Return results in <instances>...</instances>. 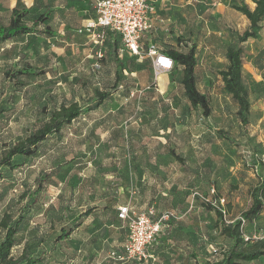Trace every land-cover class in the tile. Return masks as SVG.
<instances>
[{
    "label": "rangeland",
    "instance_id": "374dc122",
    "mask_svg": "<svg viewBox=\"0 0 264 264\" xmlns=\"http://www.w3.org/2000/svg\"><path fill=\"white\" fill-rule=\"evenodd\" d=\"M205 3L221 13L223 20L210 18L208 10L199 24L202 30L191 42L204 48L209 44L205 35L210 27L223 29L225 22L230 27L226 34L233 43V34L242 32L247 27L245 23L248 24L242 15L230 10L235 1ZM87 4L85 0H0V25L8 24L13 8H26L27 24L47 13L48 20L38 28L42 32L48 26L54 34L27 35L0 46V157L33 132L46 111L61 104L86 105L95 91L109 93L97 110L80 116L58 134L48 137L35 155L15 158L14 163L20 166L0 168L3 176L0 219L4 213L16 217L23 209L29 210L11 254L18 257L25 248L34 255L44 256L42 264H169L172 260L169 248L160 238L148 247L150 253L156 242L163 244L158 248L162 251H156L158 257L151 255L154 260L149 257L142 262L121 263L111 259L112 252H122L128 235L127 225L117 221V207L133 206L137 196L130 188L133 179L128 168L130 154L146 151L144 147L149 141L148 151L153 152V148L157 151L158 146H153V142H157L159 128L158 123L150 120L154 114H138L127 108L146 94L143 87L147 84L142 86V82L129 77L133 67L140 69V66L123 60L118 51L122 47L117 44L116 54L124 69L115 76L108 44L103 47V57L98 59L93 43L75 33L82 20L90 17L89 9L82 8ZM62 16H69V23L57 30ZM180 41L164 39L160 43L169 47ZM145 44V37L141 36L139 47ZM225 61L222 49L216 63L196 64L197 86L209 100L210 115L204 118L199 111L190 110L176 122L177 131L170 127L169 133L160 135L165 136L168 144L165 149L158 148L159 152L193 156L188 177L182 182V175L170 166L166 175L151 176L152 183L147 187L149 192L156 190L159 207L155 211H172L177 217L172 224L180 222L189 234L207 235L206 239L197 236L192 241L193 250L184 249L183 264H202L205 258L213 259V250L221 253L230 247L231 241L220 234V227L234 222L249 208L251 190L264 179V167H261L264 164V32L257 40L244 44L243 80L250 102L249 124L245 127L239 124L236 106L223 91L219 71L224 69ZM24 65L40 67L45 74L14 80L10 74ZM151 76L155 77L153 70ZM177 88L182 87L179 84ZM45 174L48 179L39 200L31 207H24L29 204L28 197L21 196L33 191L36 179ZM211 188L217 197L225 199V217L217 216L192 198L194 192L208 193ZM188 202H192L189 208L185 206ZM172 204L174 207H169ZM86 211L89 215L82 218ZM76 222L81 223L79 228L68 239L58 241L60 230L73 228ZM244 230L250 235L264 236V211ZM200 238L205 243L201 248L196 243ZM240 264H264V257Z\"/></svg>",
    "mask_w": 264,
    "mask_h": 264
},
{
    "label": "trees",
    "instance_id": "16d2710c",
    "mask_svg": "<svg viewBox=\"0 0 264 264\" xmlns=\"http://www.w3.org/2000/svg\"><path fill=\"white\" fill-rule=\"evenodd\" d=\"M251 2L254 4L252 9L242 1L239 4H232L231 6L234 11L245 18L248 25L241 33L233 34L234 42L226 48L224 53V58L226 60L225 67L219 71L223 91L236 106V118L239 124L244 127L249 124L250 118L249 95L243 80L244 44L249 40L258 39L262 33V24L264 21V0H251ZM28 14L29 10L26 8H13L11 10L8 24L0 25V46L27 35L42 33L49 36L54 35L50 32L48 26H46L42 32L38 28L42 23L48 20L47 13L41 14L32 20L30 24L25 22V18ZM116 51V44H113L111 54L115 65V76H118L124 69V64L117 56ZM159 52L173 61L171 71H180L181 76L179 84L182 87L183 96L189 102L191 108L195 111H199L204 118H207L211 113V108L207 96L203 94L197 86L195 46L191 45L185 51L167 49ZM44 74L45 71L40 67L24 65L19 69L13 70L10 76L15 80L22 76L41 77ZM108 97V92L95 91L93 97L88 100L86 105L77 103L61 104L54 109L46 111L43 121L33 132L3 153V156L0 157V168L7 167L9 169H15L20 166V164L14 163L15 158L26 159L35 155L38 149L46 143L48 137L58 134L64 127L69 126L80 116L97 110ZM219 134L222 138L228 139L223 132H219ZM261 167H264V164H261ZM2 178L3 176L0 170V181ZM47 179V174L39 176L36 179L33 191L21 196L22 198L28 197L29 204H25L24 207H31L39 200ZM199 194L207 195L208 193ZM250 196L251 204L240 216L246 225L254 221L258 215L264 211V179L261 178V182L251 190ZM215 197H217L216 194ZM193 199L200 202L209 211H214L217 216L223 217L218 210L204 204L197 197ZM27 211L29 210L23 209L16 217H13L11 213H4L1 217L0 264H42L44 262V256L34 255L25 248L18 257H13L11 254L15 245V237L22 226ZM88 215L89 212L86 211L81 217L86 218ZM172 222L173 221L169 222L160 234H162L168 226L172 225ZM80 225L81 223L76 222L73 228L61 229L60 235L57 238L58 241L68 239L72 232L78 229ZM160 234H158L156 238H160ZM220 234L231 241L230 247L221 253L216 250L217 254L214 255L215 257L212 256V260H204L202 264L249 263L264 257V240L252 243L244 242L241 236V222L239 220L236 219L232 223H224L220 227ZM117 253L121 254L119 252Z\"/></svg>",
    "mask_w": 264,
    "mask_h": 264
},
{
    "label": "crops",
    "instance_id": "0c3cea01",
    "mask_svg": "<svg viewBox=\"0 0 264 264\" xmlns=\"http://www.w3.org/2000/svg\"><path fill=\"white\" fill-rule=\"evenodd\" d=\"M199 1L201 2V5L197 6L196 3H198ZM206 1L211 0H149V2L154 6L155 12L150 17L149 30L142 35L145 37L146 41V44L144 46H140V49L144 54L143 57L132 58V55H130L128 52H124L122 48H119L118 50L122 53L119 55L123 60L133 64L135 62L140 66V69L136 66L133 67V70L129 72V77H131V79L133 80L142 82V86H144V84H147L143 87V91H146L147 96L146 94H144L145 96L142 100L137 98L133 102L134 104L127 105V108H129L128 111L138 114H154V116L150 118V120L158 123V137L155 138L157 142H153V146H158L157 151L154 148L153 152L148 151L150 141L147 144L142 141L143 144H145L144 148L146 149V151L132 152L129 158L131 161V166L128 167L132 171L133 178L130 183V188H133L137 193L136 198L132 202L133 206L130 207L138 213H146L149 209H153V220L156 219L157 216L162 212L155 211V207H159L156 201V190L152 189V191L149 192V190L147 189V187L152 183L150 181V177H159L161 175H166L169 172L168 167L172 166L174 169L176 168L180 175H182L181 179L183 182V180L188 177L189 168L191 167V162L193 160V156H191L190 154L159 152L158 148L161 147L165 149L168 144L164 138L165 136L161 137L160 135H166L167 133H169L170 127L173 131H177L176 122H180L182 120L181 116L183 118V114H187L188 112H190V110L193 109L191 108L186 98L183 96L182 88H177V86H179V79L181 76L180 71H167L160 74L156 79L152 78V58L146 55V51L150 46H154L159 51L167 49L185 51L191 45H194L196 63H204L205 65L216 63L221 50L223 49L224 56L226 48L230 44H232L229 35L227 36L226 34L229 31L230 27L225 24V22H223V25L226 26H223V29H213V27H210L211 30H208L205 35V38L208 39L209 44L204 48L194 42H191V40L196 39V34H198V32L202 30L199 24L201 21H203V17L205 18V13L208 10L210 11L208 14L210 18L217 19L219 21L223 20L222 14L216 11V9L212 10V8H208V4L205 3ZM234 1V4H239L242 1L248 6L251 5V9L254 7V4L251 2V0ZM85 2L88 4L86 6L83 5L84 7L82 8L83 10L85 8V11L86 9H89L90 17L88 19H83L78 27H80L86 20L94 17V12L89 0H85ZM216 5L219 6L220 4ZM197 10L201 11V13H198ZM230 10L238 15V13L233 9ZM68 17L69 16H62L61 20L59 21L60 25H58L57 30H61V28H64L65 24L69 23ZM245 25L248 24L245 23ZM262 25V32H264V21ZM164 39H169L171 42L176 41V39H181V41L179 43H173L169 47H165L160 43V41H164ZM182 40H186L188 42H182ZM88 42L86 43L88 44ZM106 44H108L109 54H111L112 52L113 44H119L122 47L120 38L110 32H108L106 35L105 46ZM166 114L170 115L166 116ZM191 204L190 202H188V204H185V206L188 205L189 208L191 207ZM169 207L174 206L172 204L169 205ZM117 221L119 223L121 222L118 219ZM175 228L176 231L174 232L173 230ZM159 236H161L160 240L165 241V245L168 246L167 248H169L170 257H172V260L169 262V264H183V258L186 257L184 249L190 248L191 250H193L194 244H192V241L195 242L197 236H202V239H206L207 235L189 234L188 230L185 229L184 226L179 222V224H172L168 226L166 230ZM188 236H193V239ZM202 239L200 238V240L196 241V243H200L199 248H201L205 244L203 243ZM162 245L163 244L161 242H156L154 246L150 248V253L148 252L147 248L148 258L152 257V259L154 260L153 256L151 255L158 257L156 251L158 250V248L162 247ZM187 245L189 247H187ZM204 260H207V258H205Z\"/></svg>",
    "mask_w": 264,
    "mask_h": 264
},
{
    "label": "built area",
    "instance_id": "2783aa9c",
    "mask_svg": "<svg viewBox=\"0 0 264 264\" xmlns=\"http://www.w3.org/2000/svg\"><path fill=\"white\" fill-rule=\"evenodd\" d=\"M94 12V17L86 20L76 33L85 36L97 48L95 53L98 59L103 57L108 32L120 38L122 50L130 55L142 58L143 53L139 47L140 37L149 30L150 17L155 8L149 0H89ZM146 55L152 58V70L156 79L160 74L171 71L173 61L160 53L154 46L147 49ZM95 66H97L95 64ZM197 197L201 202L218 210L223 217L226 215L225 199L215 197V190L211 188L207 195L194 192L192 198ZM154 210L149 209L146 213H138L129 204L117 208V219L127 225L128 235L122 249L118 254L111 253V259L117 262L136 261L142 262L148 258L147 248L154 242L156 236L171 221L177 217L172 211L160 213L156 219H152ZM241 236L244 242L264 240V236L250 235L245 232L246 223L241 217ZM232 223V222H228ZM214 255L217 254L213 250Z\"/></svg>",
    "mask_w": 264,
    "mask_h": 264
}]
</instances>
